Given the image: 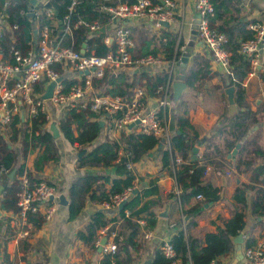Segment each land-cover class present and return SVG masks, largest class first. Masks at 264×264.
Wrapping results in <instances>:
<instances>
[{
  "label": "trees",
  "instance_id": "trees-1",
  "mask_svg": "<svg viewBox=\"0 0 264 264\" xmlns=\"http://www.w3.org/2000/svg\"><path fill=\"white\" fill-rule=\"evenodd\" d=\"M6 1L0 0V13L7 15L6 20L9 24L16 23L20 25V29L17 32L22 33L25 44H34L33 31L36 26L39 28L49 21L44 11L38 17L36 15L29 17L28 12L42 9V2L29 6V0H9V4L5 6ZM48 1L52 7L51 13L53 16L62 19L67 13L69 1ZM112 1L116 4L125 0ZM211 2L214 7V13L210 19V25L222 32L227 38L225 49L230 54V83L235 88V103L239 111L226 124L219 123L214 134L204 141L202 138H198L197 133L193 131L186 118H177L178 132L174 133L170 138V149L162 150L160 164L161 169L174 168L173 177L179 194L174 192L168 197L176 198L180 204H184L198 195L204 197L201 204L218 201V188L212 184L202 182L201 178L208 166L213 168L224 167V163L228 161L226 156L236 148L237 144L240 145L236 153V169L238 171L241 170L240 167H243V171H248L256 160L264 156V139L262 140L260 131L251 132L252 128L264 118V107L258 106L253 110L246 101L243 81L250 70V58L239 52L240 42L252 36V32L247 29L249 21L241 19V9L239 8L238 0H211ZM97 5L98 0H83L73 12L72 19L81 17L90 21L99 20L104 23L107 20V16L98 11ZM134 32L138 37L142 34V30L134 29ZM71 39L70 36H67L65 45H71ZM73 39L75 40L74 45L80 47V44L86 39L85 31L83 29L76 30L75 34H73ZM89 42L93 45L96 54H104L106 52L105 46L99 43V38ZM153 43H157V46H160L162 49L161 54L166 60L173 58L176 44V37L173 33L164 32L161 37L150 36L149 42L145 43L143 48H139L140 53H138V56L157 54L155 49L148 50ZM12 47L20 49L17 42L13 40V35L3 29L0 34V55L3 60L14 61L10 54ZM139 76L140 79L139 77L136 79L133 75L132 80L129 81L130 77L124 71H120L115 76H111L104 81V92L113 96L128 97L133 88L142 86L141 82L145 81L143 84L147 86L151 94L156 84L160 85L166 80L163 75H156L152 78L147 77L146 79L142 75ZM207 76L208 72L204 71V69L201 70L194 67L188 69L184 75V82L189 88H193L195 83L202 81ZM259 77L264 84V72L260 73ZM41 89V85L35 87L38 92ZM46 124L45 114L39 111L33 118H21L19 115H15L7 132H4V134L0 133V173L6 170L4 174L0 175V178L6 179V176L15 169L12 181L17 190L13 197L10 196L9 204L3 201L2 208L5 210H16V195L22 189L21 177L24 176L30 185L37 184L43 180L37 178L36 175L42 172L49 163L59 160V151L56 145L58 137L55 138L53 136L49 125L44 127ZM58 128L62 137L70 145L78 144L84 147L100 137L104 127L100 126V119L96 114L86 110L78 112L69 110L63 113L58 122ZM201 142H203V154L200 162L191 160L187 164H174L177 157L182 158L190 154L195 148L194 146ZM15 143L18 145L15 146ZM158 143H160V140L153 135L136 132L122 133L118 140L104 139L97 143L89 152H84L78 156L76 160L78 168L88 166L111 167L113 175L106 169L101 174H85L76 177L71 182L68 190V219H72L80 213L85 206L86 199H89L91 203H110L111 196L121 194L127 188L132 187L134 189L131 196L125 201L124 207L118 211V218L124 220L125 225L131 231L126 240L128 243H132L131 239L140 230L139 221L144 223L143 228L145 230L153 229L157 221L154 208L161 205V202L159 199L153 200L152 197H162L157 186V177H149L146 187L137 188L134 186L136 176L132 169L127 168V164L132 163L133 165L138 158L140 149H151ZM35 151L36 156L33 160L32 172L26 168L25 162L16 166V158L20 152L23 157H26ZM121 151H123L122 154H120ZM190 170H192V173ZM6 191L7 189L4 188V195ZM134 191L136 192L133 193ZM237 196L235 197L244 203L242 194L240 197ZM260 201L261 197L256 199L255 203H258L259 206ZM33 220H36V218H33ZM113 220H107L102 212H95L91 215L90 221L85 227L78 232L77 236L87 245L95 247L99 239L97 231L103 229L107 223ZM39 222L36 221L35 224H39ZM195 225V220L187 219L185 225L179 226L171 236L168 242L175 253L172 259L164 256L162 252L163 243H161L154 253L151 264H209L217 257L226 255L232 247V239L244 227V214L242 210L234 212L222 228H218L215 233H206L203 239L190 233ZM115 243L119 245L118 240ZM244 245V247H248L254 244L249 239ZM118 248L120 250V245ZM117 256L116 252L114 258L118 262ZM104 259L103 264H109L111 256L106 255Z\"/></svg>",
  "mask_w": 264,
  "mask_h": 264
},
{
  "label": "crops",
  "instance_id": "crops-1",
  "mask_svg": "<svg viewBox=\"0 0 264 264\" xmlns=\"http://www.w3.org/2000/svg\"><path fill=\"white\" fill-rule=\"evenodd\" d=\"M130 1L125 0L124 2ZM46 2L49 1L40 0L36 4L41 3L43 4V10L52 11L45 6ZM174 2L177 20L167 26L164 25L161 29L156 28L151 22L127 20L132 31V52H134L135 56L140 53L139 48H143L145 43L149 42L150 36L161 37L164 32H169L176 37L173 58L166 60L161 54L162 49L160 46H157V43H153L148 50L155 49L157 54L154 56L161 58V62L158 65L153 68L125 67L121 72L124 71L130 77L129 81L132 80L133 75L136 79L138 77L140 79L139 75H142L145 79L163 75L166 80L160 85H165L170 77L169 105L166 118L169 133L172 136L178 132L177 118L184 117L192 126L193 131L197 133L198 138H202L204 141L214 134L219 123L226 124L238 111L231 117H227L229 106L224 91L228 86H231L230 76L219 70L215 61L204 50L197 38L195 15L191 4L183 0H174ZM238 2L242 20L249 22L255 20L264 21V0H238ZM42 9L40 10L41 13H43ZM0 26L5 27L1 20ZM134 29L142 30L140 37L136 36ZM18 34L19 40L14 41L17 42L20 49H23L28 46V43H24L22 33L18 32ZM262 62L263 60H260V63ZM194 67L201 70L204 69V71L208 72V76L202 81L195 83L193 88H189L186 85L180 98L174 101L172 98V83L184 82V75L188 69ZM260 73L262 71L259 67H256L252 75L248 72L243 81L246 101L253 110L258 106L264 107V84L259 77ZM144 82L142 81V86H139L145 92L144 102L147 106H155L157 99H159V95L155 92L160 85L156 84L154 91L150 94L147 86L143 84ZM99 89L104 92V83L99 86ZM99 119L104 127L102 134L94 142L84 147L78 144L70 145L66 140H60L61 132L58 130L59 136L56 145L59 151V160L49 163L42 172L36 175L37 178L55 186L56 197L53 200L55 210L51 218L46 221L36 216V220H33V223L27 227V236L21 235V231L25 229V226H22L18 218L15 217L16 210H5L2 208L3 201L9 204L10 196L13 197L17 192L12 181L14 174L12 177L8 174L6 179L2 178L0 180V183L6 181L5 188L7 189L5 195L3 194V189L0 196L1 210L6 214V216L0 217V264H103L106 254L101 250L99 251V245L96 244L95 247H91V245H87L77 236L78 232L85 227L90 221L91 215L95 212H102L109 221L114 219L112 222L107 223L103 229H99L97 234L99 243L104 239L105 243L118 240L120 245L119 250V245L116 243L118 264H151L159 245L163 242H168L178 227L185 225L187 219L196 221V225L191 229L190 233L203 239L206 233H215L218 228L224 226L234 212L241 210L244 214V227L239 233L242 242L237 243L234 241L238 234L232 239L230 251L226 255L212 260L209 264H244V244L249 239L253 244L264 240V156L256 160L248 171H243V167H240L241 170L238 171L236 169L237 150L230 157L228 154L226 156L228 161L224 163V167L213 168L208 166L201 178L202 182L212 184L218 188V201L201 204L204 199L193 197L184 204H180L176 198L168 197L174 192L176 193L177 186L173 177L174 168L161 169L160 157L162 150H165V146L160 142L151 149H140L138 158L132 165L133 173L136 176L134 186L137 188L146 187L149 177H157V186L162 197H152L153 200L159 199L161 202V205L154 208L157 221L153 229L145 230L143 228L144 223L139 221L140 230L131 239L132 243H128L126 239L131 231L125 225L124 220L118 218V206L91 203L89 199H86L85 206L78 215L68 219L67 205H62L59 198L63 196L68 202L69 186L76 177L85 174H101L106 169L113 175L111 167H77L76 160L82 150L87 153L100 141L109 139V120L102 117H99ZM51 120L44 127L47 125L50 127ZM7 130L8 128L0 130V133L4 134ZM256 130L260 131L263 140L264 118L252 128L251 132ZM131 131H133L131 128L127 129V133ZM120 136V134L115 133L113 134V139H119ZM14 145L17 146L18 144L15 143ZM198 146H203V142L194 147L197 148ZM192 155L191 152L182 157V163L187 164L191 160L200 162L201 159L197 158V153L194 159ZM35 156L36 151L26 157H23L20 152L16 158V166L25 162L26 168L32 172ZM12 171L15 173V169ZM190 172L192 173V170ZM241 194L244 203L235 197L236 195L240 197ZM260 197L261 201L258 206L255 201ZM164 213L166 216H161ZM36 221H40L39 224H35ZM111 232L116 234L114 238L111 236ZM146 232L150 233L149 237H145Z\"/></svg>",
  "mask_w": 264,
  "mask_h": 264
},
{
  "label": "built area",
  "instance_id": "built-area-1",
  "mask_svg": "<svg viewBox=\"0 0 264 264\" xmlns=\"http://www.w3.org/2000/svg\"><path fill=\"white\" fill-rule=\"evenodd\" d=\"M68 1L67 13L62 19L54 17L47 9L43 10L49 22L39 28L36 26V33L33 31L34 44L28 43L23 50L11 48L13 62L3 60L0 56V130H6L15 115L33 118L39 111L45 114L47 124L54 116L51 121L58 128V122L64 112L86 110L98 117L108 118L109 139L118 140L113 139V134H125L127 129L131 128V132L155 136L164 144L165 149H170L171 134L166 123L170 77L165 85L156 89L155 93L159 95V99L156 105L151 107L144 102L145 92L142 87L133 88L130 96L126 97L102 92L99 86L125 67L153 68L161 62L160 57L150 54L135 56L132 52V31L127 20L151 22L161 29L164 24L169 25L177 20L174 0H133L116 4L112 0H98V11L107 16L104 23L81 17L72 19L73 12L83 0ZM183 1L192 6L196 36L202 47L215 61L219 70L230 76V54L225 49L227 38L210 25V18L214 13L211 0ZM8 4L9 0L5 6ZM40 10L30 12L38 17ZM6 17L7 15L0 13L4 28L11 34L16 33L20 25L9 24ZM101 27L105 29L103 33L99 32ZM78 29H83L86 37L80 47L74 45L73 39V34ZM247 29L252 32V36L240 42L239 52L250 58L249 74L252 75L256 67L264 72V21L249 22ZM67 36L72 38V44L69 46L65 45ZM96 38L105 46L104 54H96L90 44L89 41ZM260 60L263 62L260 63ZM60 77L62 80L55 83L51 97L48 100L41 99L48 84ZM38 85L42 88L39 92L35 90ZM50 111L55 113L50 114ZM202 152L203 146H198V159H202ZM181 163L179 157L174 161L175 165ZM127 168L132 169V163H128ZM5 172L6 170L1 171L0 175ZM20 180L22 189L16 195L15 217L25 226L21 235L27 236V227L33 223V218L37 216L45 221L51 218L55 210L53 200L56 197V188L45 181L30 185L24 176ZM133 189L127 188L121 194L111 196L110 203L105 204L117 207L131 196ZM178 193L176 189V194ZM197 198L204 199L202 195ZM149 234L146 232L145 237H149ZM111 236L114 238L116 234L111 232ZM96 244L100 245L99 241ZM101 251L111 256L109 264H118L114 258L117 252L114 240L101 246ZM162 252L168 259L175 256L169 242H163ZM243 256L244 264H264V240L244 247Z\"/></svg>",
  "mask_w": 264,
  "mask_h": 264
},
{
  "label": "water",
  "instance_id": "water-1",
  "mask_svg": "<svg viewBox=\"0 0 264 264\" xmlns=\"http://www.w3.org/2000/svg\"><path fill=\"white\" fill-rule=\"evenodd\" d=\"M37 1H40V0H29V5H34L36 4ZM45 6L47 8H49L50 10H52V7L50 6L49 2H46L45 3ZM28 16L29 17H32L33 16V13L30 12L28 13ZM165 26H167V24H164ZM104 27H101L99 32L100 33H103L104 32ZM34 33H36L34 31ZM82 47H84V44L82 45ZM62 80V78H57L55 81L51 82L48 84L44 94L41 96V99L43 100H48L51 95H52V90H53V87L55 85L56 82H60ZM186 87V84L182 81H178V82H175V83H172V88H173V91H172V98L174 101H177L180 96H181V93L183 91V89H185ZM225 94H226V97H227V101H228V114H227V117H231L233 114H235L237 111H239V109L237 108L236 106V103H235V88L233 85L231 86H228L226 89H225ZM242 110V109H240ZM100 126H102V123H100ZM50 130L53 132V136L56 138L59 136V132H58V128L57 126L55 125V123H51L50 124ZM239 147V144H237L236 146V149H234L228 156L230 157L231 155H234L236 153V150L237 148ZM84 153V150H82L80 153H79V156L81 154ZM197 153V148H194L192 150V158L194 159L195 158V154ZM14 174V171L10 172L9 176L12 177ZM5 185H6V181L0 183V196H1V192L2 190L5 188ZM136 191H134L133 193H135ZM60 203L62 205H67V200L61 196L60 198ZM124 204L125 202H121L119 205H118V209L121 210L123 207H124ZM2 216H6V214L4 212H2L1 210V204H0V217ZM161 216H166V214H161ZM234 241L237 242V243H241L242 242V239H241V235L239 234L236 238H234ZM105 244V239L100 241V245H99V251L101 250V246H103Z\"/></svg>",
  "mask_w": 264,
  "mask_h": 264
},
{
  "label": "rangeland",
  "instance_id": "rangeland-1",
  "mask_svg": "<svg viewBox=\"0 0 264 264\" xmlns=\"http://www.w3.org/2000/svg\"><path fill=\"white\" fill-rule=\"evenodd\" d=\"M3 29H4V27H3V26H0V30L3 31ZM2 31H0V34H1ZM10 34H11V32H10ZM12 35H13V40H17V41L19 40V34H18V32H17V33H13ZM49 113H50V114H51V113L53 114V113H55V112H54V111H50ZM59 138H60V140H65V139L62 137V135H61Z\"/></svg>",
  "mask_w": 264,
  "mask_h": 264
}]
</instances>
